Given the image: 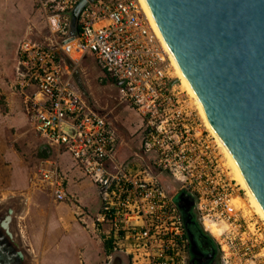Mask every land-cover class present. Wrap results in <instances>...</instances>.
<instances>
[{
	"label": "built area",
	"instance_id": "built-area-1",
	"mask_svg": "<svg viewBox=\"0 0 264 264\" xmlns=\"http://www.w3.org/2000/svg\"><path fill=\"white\" fill-rule=\"evenodd\" d=\"M35 1L51 36L22 42L21 86L36 87L44 99L34 105L35 130L44 144L69 153L96 184L101 196L96 220L107 228L113 250L125 252L135 264H189L187 228L174 200L178 193L194 198L206 232L212 234L211 226L242 228L233 210L236 183L221 147L181 89L171 54L140 0L90 3L72 41L70 13L82 0ZM88 55L144 123L138 152L114 171L108 164L118 150L117 131L91 112L66 63ZM163 175L178 183L175 194ZM39 181L57 202L69 200L68 179L58 162L40 170ZM222 251L225 255L224 247ZM224 259L230 264L226 255Z\"/></svg>",
	"mask_w": 264,
	"mask_h": 264
},
{
	"label": "water",
	"instance_id": "water-1",
	"mask_svg": "<svg viewBox=\"0 0 264 264\" xmlns=\"http://www.w3.org/2000/svg\"><path fill=\"white\" fill-rule=\"evenodd\" d=\"M95 1L82 0L70 13L68 41L79 36L80 15ZM146 2L208 120L264 210V0ZM7 211L3 225L15 213L12 207ZM8 234L11 240L0 245V264H25V254Z\"/></svg>",
	"mask_w": 264,
	"mask_h": 264
},
{
	"label": "rangeland",
	"instance_id": "rangeland-1",
	"mask_svg": "<svg viewBox=\"0 0 264 264\" xmlns=\"http://www.w3.org/2000/svg\"><path fill=\"white\" fill-rule=\"evenodd\" d=\"M0 1L6 7L4 19L8 22V26L3 30L7 44L4 50L0 51V213L4 214L9 207L14 208L15 218L11 232L15 235V225L24 204L21 195L32 189L50 195L46 186L39 181L40 138L34 128L36 111L31 101L34 91L30 87L21 86L22 78L18 70L20 46L26 39L46 41L51 35L42 18L38 20L36 30L33 24V32L24 31L27 18L20 8V3H12V0ZM86 60L92 66V75L85 73L86 79L90 80L89 87L94 89L91 91L93 95L85 89L90 105L116 129L120 149V156L117 157L119 162L131 160L140 147L144 125L141 116L139 117L129 103L122 99L115 84L104 76L106 74L94 58L88 57ZM175 76L178 78V75ZM181 89L189 97L191 106L200 112L195 99L183 84ZM221 157L230 177L236 183L233 210L236 211L238 223L240 222L242 228L228 229L227 226L221 225V230L216 229L213 235L205 231L203 220L199 217L200 228L211 236L218 248L217 264H224L225 255L230 264H264V220L256 213L247 190L237 180L223 148ZM165 185L172 194L178 189V183L172 180L167 181ZM183 196V193L176 194L175 202ZM222 247L225 249V255Z\"/></svg>",
	"mask_w": 264,
	"mask_h": 264
},
{
	"label": "crops",
	"instance_id": "crops-1",
	"mask_svg": "<svg viewBox=\"0 0 264 264\" xmlns=\"http://www.w3.org/2000/svg\"><path fill=\"white\" fill-rule=\"evenodd\" d=\"M15 2L20 3V8L27 18L24 31L32 30L33 32V24L36 30L38 20L43 19L36 8V1L24 0L21 3L19 0H12V3ZM5 9V5L0 1V51L4 50L7 44L3 32L5 26H8V22L4 19L7 13ZM88 57L94 58L88 55L76 63L68 59L66 63L72 71L75 89L81 94L91 112L102 116L91 107L89 95L85 90L88 89L93 95L91 91L94 89L92 86L89 87L90 80L86 79L85 74L92 75V66L86 60ZM94 60L96 61L95 58ZM99 68L102 70L100 66ZM18 70L22 78L24 71L20 63ZM104 76L109 79L107 75ZM29 87L34 91L31 98L34 108L36 103L43 102L44 99L37 94L36 87L32 85ZM138 116L140 117L139 114ZM37 136L40 138L38 154L40 170L52 168V162H58L61 172L67 176L70 197L66 202H57L46 192L37 189L26 191L21 195L24 204L15 225V240L19 245V250L25 254L27 264H135L125 252L113 250L111 241L106 237L107 228L97 223L96 217L101 208V196L94 181L83 175L69 153H59L57 149L45 145L38 134ZM119 150L118 147L115 159L108 164L112 171L119 163L117 158L120 156ZM185 197H187L186 194L180 203L177 202L179 207ZM189 242L191 249L190 236Z\"/></svg>",
	"mask_w": 264,
	"mask_h": 264
},
{
	"label": "bare ground",
	"instance_id": "bare-ground-1",
	"mask_svg": "<svg viewBox=\"0 0 264 264\" xmlns=\"http://www.w3.org/2000/svg\"><path fill=\"white\" fill-rule=\"evenodd\" d=\"M143 8H144V12L145 14L148 16L149 20L151 21V23L154 25L155 29L157 30V32L159 33L161 39L163 40V43L165 44L166 48L169 50L171 57H172V61H173V66L176 69L177 75H178V79L181 81V83L183 84V86L187 89V91L189 92V94H191V96L195 99L196 104L198 106V109L207 125V127L211 130V132L214 134V136L217 139V142L219 143L221 149L223 148L225 154L227 155V158L229 159V162L231 164V166L234 169L235 172V176L237 178V180L239 181V183L247 190L248 195L250 196V201L251 204L253 206V208L255 209L256 213L264 220V210L262 208V206L260 205L259 201L257 200L256 196L254 195V193L252 192L251 188L249 187L242 171L240 170L237 162L235 161L233 155L231 154V152L229 151V149L227 148V146L224 144V142L221 140V138L218 136L217 132L215 131V129L213 128V126L211 125L210 121L207 118V115L205 113V110L203 108V105L199 99V97L197 96L195 90L193 89V87L191 86V84L189 83V81L187 80L186 76L184 75L182 69L180 68L175 56L173 55V53L171 52L170 48L168 47L166 41L164 40L162 34L160 33L155 20L152 16V13L150 11V8L146 2V0H140ZM8 214V211H7ZM9 216H0V245L4 246L6 244V242H8L9 240H11L10 236L8 233H11L13 237H15L13 231L11 232V227L13 226V222H14V218H15V213L11 215L12 217V222L11 223H5L4 225L2 223L5 222V218ZM8 224V225H7ZM209 229L211 230L212 234H215L216 231L218 230L216 227L214 228V226H211V228L209 227ZM217 229V230H216ZM219 231V230H218ZM8 258L10 257L9 255H7ZM11 261V260H9Z\"/></svg>",
	"mask_w": 264,
	"mask_h": 264
},
{
	"label": "flooded vegetation",
	"instance_id": "flooded-vegetation-1",
	"mask_svg": "<svg viewBox=\"0 0 264 264\" xmlns=\"http://www.w3.org/2000/svg\"><path fill=\"white\" fill-rule=\"evenodd\" d=\"M187 197L182 201L180 210L188 237H191L188 262L189 264L190 262L193 264H217L218 248L211 236L200 228V218L196 211L194 198L188 195Z\"/></svg>",
	"mask_w": 264,
	"mask_h": 264
},
{
	"label": "trees",
	"instance_id": "trees-1",
	"mask_svg": "<svg viewBox=\"0 0 264 264\" xmlns=\"http://www.w3.org/2000/svg\"><path fill=\"white\" fill-rule=\"evenodd\" d=\"M163 179H164V183H166L167 181H169L168 177L166 175H163Z\"/></svg>",
	"mask_w": 264,
	"mask_h": 264
}]
</instances>
